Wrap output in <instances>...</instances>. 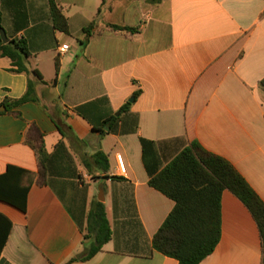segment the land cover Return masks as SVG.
I'll use <instances>...</instances> for the list:
<instances>
[{
	"label": "crops",
	"instance_id": "0c3cea01",
	"mask_svg": "<svg viewBox=\"0 0 264 264\" xmlns=\"http://www.w3.org/2000/svg\"><path fill=\"white\" fill-rule=\"evenodd\" d=\"M56 2L69 34L54 29L49 0H7L3 8L9 39L27 40L30 70L45 83L33 72H14L12 60L0 55V106L22 98L29 80L38 97L20 116L0 112V175L9 165L39 172L26 140L42 133L50 154L64 142L85 182L63 178L60 193L35 183L27 213L0 202L13 224L0 264H178L151 250L175 203L149 185L140 138L155 142L163 167L198 141L227 159L264 201V0ZM111 24L138 31L114 32ZM62 45L69 49L61 52ZM132 98L137 134L107 127L102 135L76 111L104 100L89 111L101 124ZM98 151L108 155V175L120 180H90L84 162ZM101 189L113 238L83 261L79 222ZM132 199L144 232L131 220ZM200 264H264L258 223L230 190L222 194L221 240Z\"/></svg>",
	"mask_w": 264,
	"mask_h": 264
},
{
	"label": "trees",
	"instance_id": "16d2710c",
	"mask_svg": "<svg viewBox=\"0 0 264 264\" xmlns=\"http://www.w3.org/2000/svg\"><path fill=\"white\" fill-rule=\"evenodd\" d=\"M156 2L158 0H151ZM7 0H0V30L3 27V8ZM50 15L54 29L69 34L70 25L62 8L56 0H49ZM88 27L85 33L90 36ZM111 31L135 34V27L111 24ZM5 30V29H4ZM7 37L10 35L6 32ZM0 55L8 57L14 65L13 71L36 75L38 82L45 83L37 70L31 71V56L27 40L12 38L5 43L0 37ZM57 73L59 62L56 63ZM57 81L55 79L54 83ZM264 89V79L260 82ZM139 92L134 94L136 98ZM36 83L29 80L28 90L20 99H6L2 105L6 113L20 116L19 109L37 102ZM99 100L76 108L78 114L88 119L102 135H132L139 131V116L131 111L132 102L126 103L117 113L108 115L101 124H97L89 115ZM1 114V113H0ZM64 135L63 129L59 128ZM143 164L149 176V185L172 201L175 206L163 225L155 234L151 250L178 260V264H200L210 256L218 246L222 235V194L225 190L234 193L251 211L258 223L263 241L264 261V201L248 183L243 175L225 158L206 150L198 141L192 142L169 164L162 166L154 141L141 137ZM36 153L39 172L28 171L18 166L9 165L0 175V202L27 213L28 197L35 183L50 186L60 193L58 185L63 178L77 179L83 184L84 176L78 172L73 157L64 142H59L53 153L46 149L44 135L39 133L26 140ZM84 162L91 180L106 179L118 181L121 178L108 175L109 158L103 151H98ZM65 180V179H64ZM132 222L144 232L139 219L134 199L129 204ZM84 235L83 245L88 253L80 260H89L102 250L113 238V230L108 220L106 205L98 199L90 204L86 219L79 222ZM12 221L0 213V256L6 246L12 230ZM77 258L70 260L77 261Z\"/></svg>",
	"mask_w": 264,
	"mask_h": 264
},
{
	"label": "water",
	"instance_id": "95a60500",
	"mask_svg": "<svg viewBox=\"0 0 264 264\" xmlns=\"http://www.w3.org/2000/svg\"><path fill=\"white\" fill-rule=\"evenodd\" d=\"M0 37L1 39L5 42L8 43L10 41V39L7 37L6 31L4 29L0 30ZM133 98L130 99V102H133ZM2 111H6V107L4 105L0 106V112ZM107 130H109V128H107ZM98 200L101 202L105 201V196H104V191L103 189L100 190V195L98 196ZM88 253V249L86 248L84 251V254ZM82 255H79L78 257L80 258Z\"/></svg>",
	"mask_w": 264,
	"mask_h": 264
},
{
	"label": "built area",
	"instance_id": "2783aa9c",
	"mask_svg": "<svg viewBox=\"0 0 264 264\" xmlns=\"http://www.w3.org/2000/svg\"><path fill=\"white\" fill-rule=\"evenodd\" d=\"M69 49V46L68 45H62L61 47V52H65Z\"/></svg>",
	"mask_w": 264,
	"mask_h": 264
},
{
	"label": "rangeland",
	"instance_id": "374dc122",
	"mask_svg": "<svg viewBox=\"0 0 264 264\" xmlns=\"http://www.w3.org/2000/svg\"><path fill=\"white\" fill-rule=\"evenodd\" d=\"M83 179H84L83 181L85 182V178H83ZM90 180H91V178H90ZM84 182H83V183H84ZM99 195H100V190H99V192L97 193V197H98ZM84 251H85V249H84Z\"/></svg>",
	"mask_w": 264,
	"mask_h": 264
}]
</instances>
